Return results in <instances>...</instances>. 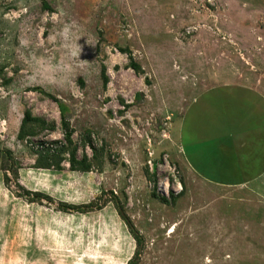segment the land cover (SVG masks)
I'll return each mask as SVG.
<instances>
[{"label": "rangeland", "instance_id": "obj_1", "mask_svg": "<svg viewBox=\"0 0 264 264\" xmlns=\"http://www.w3.org/2000/svg\"><path fill=\"white\" fill-rule=\"evenodd\" d=\"M214 77H264V0H0V264H264L256 206L188 183L170 140Z\"/></svg>", "mask_w": 264, "mask_h": 264}, {"label": "crops", "instance_id": "obj_2", "mask_svg": "<svg viewBox=\"0 0 264 264\" xmlns=\"http://www.w3.org/2000/svg\"><path fill=\"white\" fill-rule=\"evenodd\" d=\"M217 72L218 75L221 73L220 68ZM247 80L225 81L218 77L199 80L202 83L196 87L195 98L186 108H179L180 118L176 120L170 112V140L190 161L185 160L192 175L186 174L188 183L198 178L197 181L203 184L210 180L221 186L218 197L227 200L230 210H239L245 200H250L249 205H255L256 209L247 214H253L256 221L263 222L264 77ZM224 99L228 103L218 109L210 105ZM205 146L215 147L218 154L208 157L203 150ZM225 168H229L227 172L219 173ZM245 168L249 174L241 177Z\"/></svg>", "mask_w": 264, "mask_h": 264}, {"label": "trees", "instance_id": "obj_3", "mask_svg": "<svg viewBox=\"0 0 264 264\" xmlns=\"http://www.w3.org/2000/svg\"><path fill=\"white\" fill-rule=\"evenodd\" d=\"M44 7H48L46 4H44ZM122 50H125L124 48ZM129 66L132 67V69H134L136 72H144L143 71V68L134 61V59H132V57H130V63H129ZM102 79H103V82L104 84L107 83V76L105 74V68L103 67L102 69ZM62 129H63V135H64V138L66 139L67 142H70L71 141V135L73 133V130L72 128L69 127V124L67 123V121H65V119L63 118L62 116ZM30 122H40V123H45V121L40 118V117H37V116H34L31 114V111L29 109H25L24 112H23V116H22V119L20 121V127H19V130H18V136L21 138V137H24L26 135H29L32 133V131L30 129H28L27 125L28 123ZM86 139H84L85 141ZM75 149H71L70 151V165L73 169H76V157H75ZM44 151H40L39 152V155H38V159L36 160L37 162V167H49L50 163L49 161L51 160L50 158L54 157L53 154H49L48 152H45L43 153ZM56 166L59 165V162L57 161L55 163ZM79 168L81 169H89V163L87 162L86 160V157L85 155L83 154L82 155V159L79 161ZM183 184V183H182ZM183 187V186H182ZM183 188H181L182 190ZM181 192V191H180ZM154 195H157L158 194L156 193H153ZM171 197H172V201L175 200V197L174 195H177V194H173V192L171 191ZM174 197V198H173ZM160 198L162 199V201H165L167 202V198L165 196H160ZM130 261V260H129Z\"/></svg>", "mask_w": 264, "mask_h": 264}, {"label": "built area", "instance_id": "obj_4", "mask_svg": "<svg viewBox=\"0 0 264 264\" xmlns=\"http://www.w3.org/2000/svg\"><path fill=\"white\" fill-rule=\"evenodd\" d=\"M170 173H171V175H172L173 178H176V176H177V175H176L177 172H175L174 169H172ZM179 182H180V181H179ZM179 182H178V183H179ZM179 185H180V184H179Z\"/></svg>", "mask_w": 264, "mask_h": 264}]
</instances>
